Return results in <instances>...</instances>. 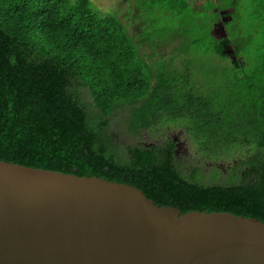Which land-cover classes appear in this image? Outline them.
<instances>
[{
  "label": "trees",
  "instance_id": "trees-1",
  "mask_svg": "<svg viewBox=\"0 0 264 264\" xmlns=\"http://www.w3.org/2000/svg\"><path fill=\"white\" fill-rule=\"evenodd\" d=\"M165 1L176 15L196 0ZM211 1L194 29L178 20L173 37L193 45L179 70L174 57L157 67L141 56L90 0H0V161L124 183L181 213L264 222V0ZM121 113L136 134L179 125L197 155L235 160L242 177L209 184L196 167L180 172L173 141L131 146L124 158L106 132Z\"/></svg>",
  "mask_w": 264,
  "mask_h": 264
},
{
  "label": "water",
  "instance_id": "water-1",
  "mask_svg": "<svg viewBox=\"0 0 264 264\" xmlns=\"http://www.w3.org/2000/svg\"><path fill=\"white\" fill-rule=\"evenodd\" d=\"M0 264H264V222L0 161Z\"/></svg>",
  "mask_w": 264,
  "mask_h": 264
},
{
  "label": "rangeland",
  "instance_id": "rangeland-1",
  "mask_svg": "<svg viewBox=\"0 0 264 264\" xmlns=\"http://www.w3.org/2000/svg\"><path fill=\"white\" fill-rule=\"evenodd\" d=\"M93 9L98 12L100 16L113 15L120 22L123 23L127 32L134 39V43L139 44L140 55L144 58L151 56L156 60L157 67H162L170 62V58L174 57L172 67L181 69L182 61H184L181 53L193 48L189 44L187 38L181 36L173 37L175 30L178 28V20L185 19L190 22L189 26L194 29L197 27L194 17L197 14H204L208 9L211 0H196L195 4L190 1L182 2L183 7L178 10L180 14H173L167 9L165 0H90ZM205 2V3H204ZM195 5L202 10H195ZM200 8V9H201ZM211 13V12H210ZM173 38V39H172ZM182 44V49L179 54L176 51L177 46ZM227 53H229L227 51ZM180 60L178 59V57ZM231 63L239 67L242 64L237 62L233 57L230 58ZM216 61V60H215ZM88 102V110L90 116L97 115V112L91 107V99L85 96ZM127 113H121L117 117L111 119L107 134L112 137L113 142L117 145L119 152L124 158L127 157L126 148L128 146H149L160 145L165 140H173L178 143L177 153L175 156V165L180 172L189 175L191 170L199 167L198 175L206 180L213 179L212 168H208L207 163L202 157L197 155L187 135L179 125L170 124L164 127H157L155 130H140L138 134L133 133L128 129ZM231 161H225L217 168L219 174V182H223L225 174L230 170L227 164ZM211 172V173H210ZM204 180V181H206ZM209 183V181H206Z\"/></svg>",
  "mask_w": 264,
  "mask_h": 264
},
{
  "label": "flooded vegetation",
  "instance_id": "flooded-vegetation-1",
  "mask_svg": "<svg viewBox=\"0 0 264 264\" xmlns=\"http://www.w3.org/2000/svg\"><path fill=\"white\" fill-rule=\"evenodd\" d=\"M111 138V140H112V149H114L115 151H118L119 152V150L120 149H118V147H117V145L113 142V139H112V137H110ZM166 141V140H165ZM164 141V142H165ZM167 141H171V140H167ZM173 141V140H172ZM174 142V144H175V149H174V160H175V156H176V153H177V148H179V146H178V143H176L175 141H173ZM163 143V142H162ZM138 146H141V145H138ZM149 146H151V145H149ZM129 147H131V146H128L127 148H126V152H127V154H128V151H127V149L129 148ZM141 147H147V146H141ZM205 161H207L206 159H204ZM209 161V160H208ZM223 162H225V161H209V163H207V166H208V168H212V172L214 173L213 174V179L212 180H206V179H204V178H202V177H200L201 178V180L203 181V182H205V183H207L206 181H209V184L210 183H215V184H221V183H225V182H227L231 177H235V182L236 181H239L240 180V177H242L241 176V171H239V170H232L231 168H232V166H234L235 164H236V161L235 160H231V163H228L227 164V168L230 170L227 174H225L226 176H224V180H223V182H217L218 181V179H219V174L217 173V168L220 166V165H222V163ZM201 166H199V167H196L197 169H198V172H199V168H200ZM211 173V172H210ZM204 180H206V181H204Z\"/></svg>",
  "mask_w": 264,
  "mask_h": 264
}]
</instances>
